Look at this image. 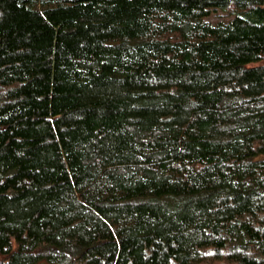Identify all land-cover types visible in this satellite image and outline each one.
I'll return each mask as SVG.
<instances>
[{
    "label": "trees",
    "instance_id": "16d2710c",
    "mask_svg": "<svg viewBox=\"0 0 264 264\" xmlns=\"http://www.w3.org/2000/svg\"><path fill=\"white\" fill-rule=\"evenodd\" d=\"M0 264H264V0H0Z\"/></svg>",
    "mask_w": 264,
    "mask_h": 264
},
{
    "label": "rangeland",
    "instance_id": "374dc122",
    "mask_svg": "<svg viewBox=\"0 0 264 264\" xmlns=\"http://www.w3.org/2000/svg\"><path fill=\"white\" fill-rule=\"evenodd\" d=\"M225 18V14L222 12H218V13H214L213 16L211 17V19L213 21H218V20H222Z\"/></svg>",
    "mask_w": 264,
    "mask_h": 264
}]
</instances>
